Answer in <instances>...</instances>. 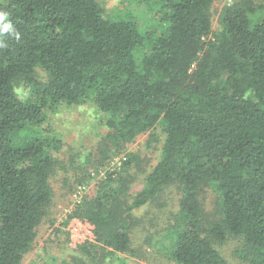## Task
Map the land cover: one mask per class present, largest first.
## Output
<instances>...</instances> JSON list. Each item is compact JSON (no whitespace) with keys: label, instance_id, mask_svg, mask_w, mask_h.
<instances>
[{"label":"trees","instance_id":"trees-1","mask_svg":"<svg viewBox=\"0 0 264 264\" xmlns=\"http://www.w3.org/2000/svg\"><path fill=\"white\" fill-rule=\"evenodd\" d=\"M216 1L154 0L145 22L156 24L144 29L129 14L108 16L100 0L0 2L13 25L0 33V264H23L52 201L62 139L50 113L89 100L105 114L112 131L101 145L112 142L113 154L146 133L162 146L140 189L131 191L130 152L67 221L91 225L104 254H134L135 211L177 184L176 223L163 233L176 262L230 264L215 243L237 237L248 264H264V4L235 0L214 30Z\"/></svg>","mask_w":264,"mask_h":264},{"label":"rangeland","instance_id":"rangeland-1","mask_svg":"<svg viewBox=\"0 0 264 264\" xmlns=\"http://www.w3.org/2000/svg\"><path fill=\"white\" fill-rule=\"evenodd\" d=\"M100 1L108 16L129 14L139 22L142 21L140 25L143 29L149 22L153 27L156 24V20L145 22L146 18L154 14V0ZM256 2L264 4V0ZM229 3V0H218L212 6L214 30L219 28L220 13ZM37 72L41 79L46 78L41 68ZM50 114L47 124L51 127L50 133L62 139L61 148L53 153L57 164L49 178L53 196L23 264H180L170 256L169 242L163 235L176 223L174 214L179 209L181 197L177 184L168 186L156 202L135 211L139 219L131 231L134 254H104L99 247L100 243L95 244L91 225L77 218L67 221L68 215L77 205L95 195L98 181L106 178L108 173L113 172L115 175L122 171L130 152L135 153L139 161V166L135 163L132 170L136 179L131 185V191L140 189L144 175L140 170L148 171L158 161L162 137L148 142V133L139 135L125 150L113 154L109 150L112 142L107 141L101 145L112 130L105 124V114L92 100L77 106L61 105ZM106 157L104 163L98 162L100 158ZM216 196L211 188L206 189L202 195L207 211L215 209ZM215 245L230 264H248L242 254L244 245L240 238L227 237Z\"/></svg>","mask_w":264,"mask_h":264},{"label":"clouds","instance_id":"clouds-1","mask_svg":"<svg viewBox=\"0 0 264 264\" xmlns=\"http://www.w3.org/2000/svg\"><path fill=\"white\" fill-rule=\"evenodd\" d=\"M13 25L9 20V13L0 10V33H7L12 31ZM17 38H19V33H16Z\"/></svg>","mask_w":264,"mask_h":264},{"label":"built area","instance_id":"built-area-1","mask_svg":"<svg viewBox=\"0 0 264 264\" xmlns=\"http://www.w3.org/2000/svg\"><path fill=\"white\" fill-rule=\"evenodd\" d=\"M229 2H230V3H232V2H233V0H229ZM230 3H229V4H230ZM125 160H126V159H125Z\"/></svg>","mask_w":264,"mask_h":264}]
</instances>
